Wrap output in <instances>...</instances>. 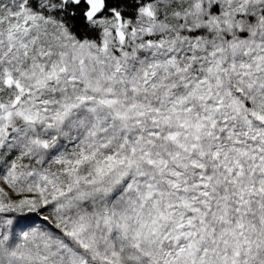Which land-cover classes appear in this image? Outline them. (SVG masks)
Instances as JSON below:
<instances>
[{
    "label": "snow or ice",
    "instance_id": "6c2138e0",
    "mask_svg": "<svg viewBox=\"0 0 264 264\" xmlns=\"http://www.w3.org/2000/svg\"><path fill=\"white\" fill-rule=\"evenodd\" d=\"M0 264H264V0H0Z\"/></svg>",
    "mask_w": 264,
    "mask_h": 264
}]
</instances>
